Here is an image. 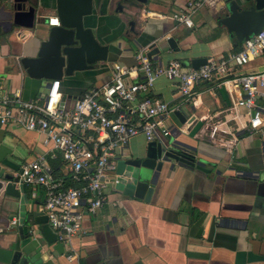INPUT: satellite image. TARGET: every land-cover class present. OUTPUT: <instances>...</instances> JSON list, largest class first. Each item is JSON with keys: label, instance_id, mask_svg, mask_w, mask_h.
I'll list each match as a JSON object with an SVG mask.
<instances>
[{"label": "crops", "instance_id": "crops-1", "mask_svg": "<svg viewBox=\"0 0 264 264\" xmlns=\"http://www.w3.org/2000/svg\"><path fill=\"white\" fill-rule=\"evenodd\" d=\"M196 1L94 0L86 21L97 41L109 45L108 58L96 62L93 69L62 78L63 99L69 103L91 86L108 80L114 62L137 64L136 52L153 42L167 45L156 59L162 64L174 58L185 64L192 58L225 56L239 50L241 43L237 45L218 24L227 14L225 0L194 10L191 27L171 18ZM7 2L10 0H0V31L1 24L9 20ZM28 4L36 7L37 25L44 34L48 19L56 16L55 0H28ZM29 33L4 35L0 40V97L20 89L24 99H32L48 82L29 77L19 64V58L29 52L25 50L32 37ZM38 43L35 39L34 46ZM262 69L264 57L254 59L243 72ZM149 95L178 107L184 122L188 117L192 120L185 127L173 112L167 122L184 129L175 140L201 160L205 169L176 166L164 171L148 201L108 189L102 208L95 215H85L83 232L71 238L69 247L63 245L61 254L40 232V226L47 224L43 189L26 185L27 202L23 205L16 198L10 199L14 206L8 209L0 192V264L15 246L22 251L20 264H264V133L247 127L246 110L240 108V126L234 137L227 135L221 143L203 134L213 114L230 105L229 93L218 81L197 85L192 98L185 101L177 94L176 83L160 76ZM259 106L264 121V99ZM142 142L148 143L142 135L130 140L129 156L144 146ZM46 148L35 132L0 124V168L4 173L16 176L24 162L45 153ZM50 164L59 175L60 158ZM11 218L18 224L5 228ZM28 225L38 228V238L29 236ZM21 226L23 234L18 230ZM67 253L73 255L71 260Z\"/></svg>", "mask_w": 264, "mask_h": 264}, {"label": "built area", "instance_id": "built-area-1", "mask_svg": "<svg viewBox=\"0 0 264 264\" xmlns=\"http://www.w3.org/2000/svg\"><path fill=\"white\" fill-rule=\"evenodd\" d=\"M215 1L190 2L171 18L191 27L193 11L213 6ZM48 24L59 25L58 18L50 17ZM146 50L143 47L136 52L135 65L114 62L108 80L91 86L69 103L63 99L60 80H49L32 99H24L20 89L0 97V124L35 132L47 147L45 153L24 162L16 177L27 186L43 189L47 225L64 246L69 247L71 238L83 232L85 215H95L102 208L107 190L116 191L120 178H128L117 171V164L129 156L133 137L143 135L147 142L162 141L175 139L184 130L167 122L179 108L149 95L158 77L174 81L177 94L185 101L192 98L199 84L218 81L224 85L230 105L214 113L203 130L212 141L225 143L227 135L234 137L240 126V108L246 110L247 127L264 133L259 106L264 99V69L243 72L254 59L263 58L264 24L241 43L239 50L210 56L198 68L184 66L175 58L162 64L148 58ZM191 124L188 117L183 126ZM58 157L61 172L55 175L50 161ZM17 224V219L11 218L5 228ZM27 233L32 238L40 236L35 225H28ZM66 258L71 260L73 255L67 253Z\"/></svg>", "mask_w": 264, "mask_h": 264}, {"label": "water", "instance_id": "water-1", "mask_svg": "<svg viewBox=\"0 0 264 264\" xmlns=\"http://www.w3.org/2000/svg\"><path fill=\"white\" fill-rule=\"evenodd\" d=\"M93 1L55 0V14L59 25H49L47 21V29L42 34L37 25L36 7L28 4V0H10L6 3L9 20L1 24L0 40L4 35L13 33L21 36L28 35L29 32L32 34V37L26 41L25 50L33 54L22 55L19 64L27 75L34 79L61 80L73 75L75 71L93 69L96 62L107 60L110 49L109 45L97 41L93 27L86 21L92 14ZM134 1L147 2V0ZM225 5L227 14L218 19V24L225 27L236 42L242 43L251 34L258 33L262 29L264 0H225ZM3 7L4 5L1 6L2 10ZM121 7L119 5L118 10H121ZM35 39L39 40L36 47ZM166 48L167 45L163 42H153L147 46L146 55L156 60L165 53ZM205 62L206 57H197L183 65L198 68ZM67 98L71 96L68 95ZM174 113L181 122L185 121L186 118L179 111L175 110ZM176 166L205 169L201 160H196L193 154L185 149L184 144L173 138L148 142L134 156L130 155L118 161L117 171L128 178H120L115 190L123 196L148 201L163 172L171 171ZM25 186L16 176L4 173L0 168V192L4 199V208L14 206V202L10 199L16 198L23 205L27 202ZM22 227L18 229L20 234H23ZM40 232L47 243H55L54 249L60 254L63 253V244L56 240L55 233L47 224L40 226ZM21 256L22 251L15 246L9 258L2 260L1 264H20Z\"/></svg>", "mask_w": 264, "mask_h": 264}, {"label": "rangeland", "instance_id": "rangeland-1", "mask_svg": "<svg viewBox=\"0 0 264 264\" xmlns=\"http://www.w3.org/2000/svg\"><path fill=\"white\" fill-rule=\"evenodd\" d=\"M142 136H143V135H142ZM143 137H144V136H143ZM142 145H144V146H145V145H146V143H145V142H142ZM144 146H143V147H144Z\"/></svg>", "mask_w": 264, "mask_h": 264}, {"label": "trees", "instance_id": "trees-1", "mask_svg": "<svg viewBox=\"0 0 264 264\" xmlns=\"http://www.w3.org/2000/svg\"><path fill=\"white\" fill-rule=\"evenodd\" d=\"M237 45H239V43H236Z\"/></svg>", "mask_w": 264, "mask_h": 264}]
</instances>
